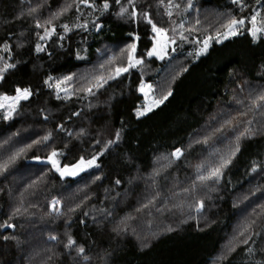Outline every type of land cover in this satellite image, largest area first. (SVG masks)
I'll list each match as a JSON object with an SVG mask.
<instances>
[{"label": "trees", "instance_id": "trees-1", "mask_svg": "<svg viewBox=\"0 0 264 264\" xmlns=\"http://www.w3.org/2000/svg\"><path fill=\"white\" fill-rule=\"evenodd\" d=\"M102 2L96 0L98 5ZM109 2L110 12L98 21L103 25L99 33L94 29L71 33L61 48L56 37V43L38 40L37 32L41 30L35 28L33 18L17 17L39 3L43 5L39 15L46 19L64 0H0V49L5 42L10 49L7 53L0 51V64L8 61L17 65L0 81V95L12 96L17 87L33 92L29 100L20 102L8 121L0 113V162L25 149L0 175V225L8 221L16 226L0 228V264H255L264 257V235L253 236L255 243L237 245L226 259L220 257L224 244L246 219H255L253 230L264 232V208L260 207L264 205V124L254 122L252 126L260 127V134L241 141L240 151L218 184L200 188L197 182L195 192L184 191L185 195L180 196L178 189L174 190L176 184L190 188L197 180L198 167L218 161L234 133L225 129L226 138H221L215 129L242 109L236 100L246 97L247 104L248 89H253V94L264 91V38L253 43L243 33L222 45L213 44L209 53L198 60L188 56L194 48L191 43L177 47L170 60L149 59L145 54L152 46L150 26L143 21L118 19L112 15L118 10L114 0ZM174 3L183 7L187 0ZM245 3V16L259 9L256 0ZM138 8H148L154 22L165 28H171V21L178 25L182 19L194 23L199 16L202 27L210 32L219 26V13L239 14L230 0H193L188 13L177 15L173 8L171 18L164 14L163 7H156V0H139ZM83 11L87 14L90 10ZM75 16V9L62 16L55 22L57 31H62L59 24H71ZM130 33L140 37L135 42L137 54L146 61L143 80L159 86L160 97L172 91L163 104L146 115L136 116L143 102L138 90L139 68L110 81L95 97L80 98L83 94L77 93L65 100L60 93L61 99H57L55 88L44 83L48 76L54 82L74 74L73 86L78 87L84 82L82 76L98 71L99 63L106 59L98 50L108 49V54L118 51L133 42ZM204 35L197 31L189 35V40ZM38 42L45 44L46 51L35 52ZM78 51L86 58L78 60ZM183 67L188 71L177 76ZM252 118L251 113L240 117L241 127ZM256 121H264V116L257 115ZM117 130L121 138L99 156L100 166L76 178L61 180L49 165L32 159L46 158L53 149L65 154L59 157L62 164L75 163L80 156L90 158L104 149V142L114 139ZM48 133L52 134L48 142L33 144ZM205 136L211 137L208 144L197 143ZM177 147L182 149V157L162 167L168 164L164 157L171 159ZM54 198L60 201V215L50 210ZM149 200L153 203L143 207ZM199 201L204 207L197 212ZM164 202L170 203V214L161 213ZM17 207L21 212L9 221ZM70 208L75 211L70 212ZM254 210L259 218L252 215ZM118 225L125 230L114 231ZM69 234L85 248L90 261L74 259V250L68 254L64 244ZM4 235L16 236L19 245L11 239L4 241ZM50 235L58 239L49 240ZM248 247L256 249L255 256L246 254Z\"/></svg>", "mask_w": 264, "mask_h": 264}, {"label": "snow or ice", "instance_id": "snow-or-ice-1", "mask_svg": "<svg viewBox=\"0 0 264 264\" xmlns=\"http://www.w3.org/2000/svg\"><path fill=\"white\" fill-rule=\"evenodd\" d=\"M47 3V0H44ZM115 5L117 6L116 11H112V15L116 16L118 19L131 21L134 23H139L140 21L145 22L151 28V36L152 46L151 48L146 50L147 58H155L157 60H164L168 55L169 51L175 52L177 47H179L183 43H191L194 45L192 51L188 53V56L194 57L196 60L200 59L202 56H206L209 53L210 48L215 45H222L226 40L241 35L243 33H247L248 36L251 37L253 43L258 42V38L261 35H264V0H256V4L259 5V9H255L251 12L249 16H245L244 13L247 9V4L245 0H230L231 4L234 5L239 14H235L233 12H228L227 14L219 13L217 15V22L219 23L218 27L214 28V31H209L208 28L202 27V21L199 19V16L195 18L194 23H190L186 20H181V22L176 25L175 21H171V28H165L162 26H158L157 23L154 22L152 15L148 8H138L139 0H114ZM43 5L37 4L35 7L29 6L27 12H21L18 15V19L23 18V16L27 15L30 18H33L35 21V28L37 30H41L37 32L38 40L40 42L53 41L56 43L57 40L60 42V47L63 48V41L68 38L70 39V34L74 32H91L93 29L99 33L103 25L98 22L100 17H103L106 13H109L111 10V5L109 0H103L102 4L98 5L96 0H64V3L59 7V9L55 12H50L49 16L46 19H41L39 13ZM151 5H149V8ZM156 7L164 8V14L169 18L173 16L172 9H177V15H183L184 13H188L190 9L193 7V0H187V4L185 6H181L178 3H174V0H156ZM72 9H75L76 16L74 17V22L69 24L67 22L59 24V28L62 31H57L56 21L60 20L62 16L67 14ZM84 9H89L90 11L85 14ZM99 13V16H95V13ZM159 15V13H157ZM91 16L92 19L89 20L86 17ZM186 23H190V26L186 27ZM201 26V27H198ZM179 29V31H178ZM203 31L205 35L202 39H198L193 37L189 40V35L194 32ZM171 33V34H169ZM188 33L189 35H185ZM23 35V33H21ZM133 35V42L126 44L125 47L119 48L117 50H112V54L108 55V49H105L103 52H100L102 57H106L102 62L98 65V71H95L90 75L82 76L83 83H80L79 86H73V81L75 79L74 74L65 75L61 78L55 79L53 82V77L48 76L45 79L44 83L49 88H55L57 99H61L60 93H63V98L65 100H69L72 96L77 95V93H82L83 95L80 98L85 97H95L100 92L101 89H104L106 85L109 84L110 81H115L121 78L124 74L130 73L133 69H141V80L139 84V92H141L145 99L149 98V93L153 91V86L151 84L146 83L143 80V68L146 65V61L143 56H139L137 54V43L140 37L138 35ZM56 37L57 40H53ZM179 41V43H178ZM36 43L35 52L41 53L46 51V47L44 43ZM22 47L23 45H18ZM0 51L10 52L9 45L7 42L4 43L3 48ZM86 51V50H85ZM51 55V53H49ZM76 58L78 60H83L86 57L81 55L78 51L76 53ZM0 60H3V57H0ZM9 60H11V56L9 55ZM15 63H10L8 61H4L0 64V81L5 78V73L9 70L16 68ZM188 68L183 67L180 72L177 73V76L182 74L183 72H187ZM176 77H173L175 79ZM33 95V92L30 88H20L17 87L15 90V95H0V109H6L3 113V119L8 121L12 118L13 114L16 113L18 106L21 101H27ZM172 95L171 89L160 98H153L151 103H149L146 107L141 109L140 106L136 109V116L139 118L141 116L146 115L148 112H151L154 108L163 104L165 100L168 99L169 96ZM238 105H242V109L237 111V115L233 116L231 119L225 120L221 127L216 128L215 132L221 134V138H226L223 136L225 129L231 130L234 135L232 139L229 140L226 145L225 150L219 154V159L216 162L209 163L206 167L200 166L197 169V180L194 181L193 185L184 189L185 192H195L197 190V182L200 188H211L213 184H218L224 174V170L232 163V160L236 157L237 153L240 151L241 141L243 139H252L256 135L260 134V127H253L254 122L258 124H264V121H256V116H264V91H259L253 94V92H249L248 103L245 104L243 100H236ZM249 113L252 114V119H247L243 122V126L241 127L240 117H247ZM60 130H63L62 126H59ZM81 135L83 132L80 133ZM51 133H48L41 137L39 140L33 141V144H41L48 142L51 139ZM71 135V133H69ZM121 138V131L117 130L115 133L114 139H109L104 142V149L90 158H85L84 156H80L75 163H64L62 164L59 157L65 155L63 152L53 149L46 158H41L40 156H34L32 159L39 163H43L51 166V170H54L55 173L59 174L61 180L66 177H76L80 173L85 172L88 169L93 167H99L100 165L97 163L99 156L104 154L111 145L116 144ZM210 136H205L202 140H197V143L208 144ZM100 143V141H97ZM67 146V145H66ZM32 145H28L27 148H31ZM25 149H19L12 155H10L7 160L0 162V175H3L9 169L10 165L13 164L21 155H23ZM183 155V151L181 148H175L169 157L165 156L164 159L168 160L167 165H163L162 167H169L175 160H179ZM212 155H216L213 153ZM252 171H256V168L253 167ZM159 175V171L156 173ZM99 179V177H96ZM116 184H120V181L117 180ZM153 201L149 200L148 204H144L143 207H148L149 204H152ZM60 201L58 199H53L50 205V210L54 211L57 215H60V208L58 205ZM76 207H79L77 205ZM174 207H181V205H175ZM203 201H199L196 206V211L200 212L203 209ZM260 207L264 208V205ZM171 210V209H169ZM70 212L75 211L74 208L69 209ZM140 211V209H137ZM21 209L17 207L12 216H9L8 220H12L15 214L20 213ZM85 216L88 215L87 212L84 213ZM252 215L257 216L259 218L260 214H257L255 210ZM83 223V221H81ZM256 224L255 219H246L245 222L239 226L237 233L233 236L232 240L229 241V246L227 247V254L236 251L237 245H248L250 241L255 243L252 240L253 236L264 235V232H256L253 230L254 225ZM16 226L13 223H9L5 221L3 225H0V228L3 229H14ZM126 227V226H125ZM125 229L121 228L119 225L114 229L118 233ZM4 241L14 240L19 245V239L14 235H4ZM58 239L55 235H50L49 240L56 241ZM65 250L71 255V252L74 250L76 252L77 261L82 260L84 262L90 261V257L85 254V248L76 243V240L72 235H67V242L64 244ZM246 254L249 256H255L256 249L252 247H248L245 250ZM227 255H223L221 259H226ZM51 259V257H49ZM255 264H264V257L257 260Z\"/></svg>", "mask_w": 264, "mask_h": 264}, {"label": "rangeland", "instance_id": "rangeland-1", "mask_svg": "<svg viewBox=\"0 0 264 264\" xmlns=\"http://www.w3.org/2000/svg\"><path fill=\"white\" fill-rule=\"evenodd\" d=\"M260 37H262V38H264V35H261ZM108 55H111V54H108ZM173 55H174V52H172L171 50L169 51V55L164 59V60H170L172 57H173ZM105 58V57H104ZM159 61H161V60H159ZM174 63H175V61H173ZM172 62V63H173ZM168 73H171V71H168L167 72V74ZM152 86H153V91L152 92H150L149 93V98L146 100L145 99V97H144V95L141 93V92H139L141 95H142V98H143V102H142V104L140 105V107H141V109H143V107H146L149 103H151V100L153 99V98H160V96L158 95V92H159V86H157V85H154V84H151ZM250 91H253V89L251 90V89H248L246 92H245V96L250 92ZM253 93H254V91H253ZM15 95V94H14ZM162 97V96H161ZM248 97H249V95H248ZM243 98V97H242ZM245 99H246V97L243 99V101H245ZM245 103V102H244ZM6 109H0V113H2V115H3V113H4V111H5ZM142 117V116H141ZM50 166V165H49ZM51 167V166H50ZM92 169V168H91ZM90 169H88V170H86L85 172H87V171H89ZM84 173V172H83ZM83 173H80L78 176H80L81 174H83ZM78 176H76V177H78ZM76 177H66V178H76ZM179 185L178 184H176L175 185V190H174V192H176V189H178L177 190V192H179V196L180 195H185L184 194V189L185 188H182V187H178ZM171 194H173V192L171 193ZM176 196H177V194H176ZM183 200H185L186 201V199H183ZM170 203H168V202H164L162 205L165 207V209L161 212V213H168V214H170L171 213V210H172V207L169 205ZM188 207H189V202H188V204H187V202L185 203V208L186 209H188ZM169 209H171V210H169ZM178 216V215H177ZM232 240V238L230 239V240H227V242L224 244V246H223V248H222V252H224L223 254H222V256L223 255H226L227 254V247L229 246V241H231ZM221 258V257H220Z\"/></svg>", "mask_w": 264, "mask_h": 264}]
</instances>
